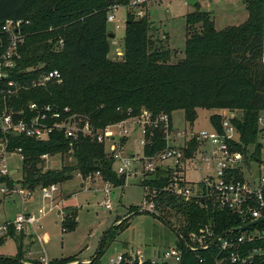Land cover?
<instances>
[{"label":"trees","instance_id":"obj_1","mask_svg":"<svg viewBox=\"0 0 264 264\" xmlns=\"http://www.w3.org/2000/svg\"><path fill=\"white\" fill-rule=\"evenodd\" d=\"M134 1L0 0V57L9 45L8 36L3 32L7 21H21L20 30L24 36L15 67L7 69L8 76L0 79V109L7 107L15 112L23 111L24 116L30 117L33 115L28 108L30 103L69 107L73 113L88 116L97 129L137 116L143 109L154 116L164 113L172 116L175 110H184L192 127L200 108L239 110L241 118L228 117L240 135L239 142L232 145L233 149L242 152L246 159L260 158L263 150L260 138L264 133L260 122L264 119V0H245L248 20L223 31L215 29L212 14L202 12L198 3L196 11L187 16V27L200 24L202 32L188 37L185 58L175 63L171 62L172 55L166 48V41L156 42L151 36L149 19L139 17L134 11L139 7L132 5ZM120 6L128 7L124 58L114 61L109 58L108 15ZM54 70L61 73V83L33 84ZM9 81L22 83L27 88L8 97L3 90ZM210 121L212 127L221 133L223 115L213 114ZM1 140H8L11 149H22L26 159L23 178L19 182L28 189L65 184L73 179L76 170L84 178L100 172L103 180L115 188L125 182L123 176L115 173L114 160L105 152L104 145L90 138H80L73 144V156L77 160L75 168L64 166L61 170L47 172L39 166L42 155L62 156L71 149V141L63 133L52 134L47 142L25 135L5 137L0 133ZM197 146L196 139L192 140L187 155L192 156ZM165 147L166 141L157 132L145 154L151 156ZM165 175L167 171H158L142 185L157 191L153 198L157 213L167 224L171 225L172 221L177 224L178 236L189 241L191 232L211 222L216 235L239 227L238 216L229 211L209 213L195 201L185 202L168 192H159L167 185ZM139 213L141 211L136 208L132 215ZM75 218L71 214L66 218L64 231L76 228ZM130 218L124 220L118 229L128 228ZM20 235L18 255L14 259L0 256V264H22L25 261L22 245L25 234ZM238 235L235 232L232 236ZM11 236L15 237V233L12 232ZM107 237L90 263L79 264H103L101 259ZM179 244L183 246L182 241ZM258 244L251 243V246ZM198 255L207 258V264H213L206 251L195 254L188 249H185L184 264H202ZM72 262L79 261L69 258L49 264ZM34 263L41 264L39 261Z\"/></svg>","mask_w":264,"mask_h":264},{"label":"built area","instance_id":"obj_2","mask_svg":"<svg viewBox=\"0 0 264 264\" xmlns=\"http://www.w3.org/2000/svg\"><path fill=\"white\" fill-rule=\"evenodd\" d=\"M144 2L145 0H136L132 5L139 6ZM115 9L111 11L114 12ZM137 14L143 17L140 12ZM115 21V15L109 13L108 23ZM21 24V21H7L3 27V32L9 39V45L0 57V79L8 76L6 70L14 68L15 59L20 58L18 48L24 40L20 30ZM117 28H120V25H117ZM62 43L60 41V44ZM61 78V73L54 70L44 74L38 82L33 84L46 86L50 82L61 83ZM24 88H27V85L9 81L3 92L6 96L12 97ZM28 108L33 113L30 117L24 116L23 111L15 112L7 107L0 109V133L5 137L25 135L41 142L49 141L52 134L56 132L63 133L71 141L69 151L71 154H74L73 144L75 142L83 137L90 138L104 145L105 152L114 160L113 169L117 176L127 178L131 172V166L147 161L148 164L144 166L143 171L149 175V178L158 171H167V175L164 176L167 177V185L159 192H168L185 202L195 201L201 209L209 213L226 210L239 218V227L221 235H216L212 222L207 223L197 231L191 232L189 241L187 239L182 241L178 238V243L163 254L146 257L141 251L126 253L120 255L114 264H184L185 249L195 254L206 251L211 255L213 264H264V222L250 226L244 231L236 230L264 217V143L261 138L260 141L263 144L261 157L257 160H250L246 159L242 152L233 149L232 145L239 142L235 140L234 135L235 133L240 135L231 125L229 118L223 121L221 133L214 128L182 132L175 129L173 118L169 114L154 116L152 112L143 109L137 116H131L116 124L97 129L88 116L73 113L69 107L60 108L50 104L39 106L36 103H30ZM15 115L19 117L15 118ZM157 132L166 141V147L156 154L147 156L145 149L153 143ZM135 133L138 134L136 144L141 148V152L124 156L122 152ZM194 139L198 142V146L192 156H188L187 150ZM16 154L20 156L24 164L26 158L21 148L11 149L8 140L0 141V193L3 196L16 195L22 203L20 213L0 223V243L11 238L12 232L16 235L26 234L30 228L41 226L42 217L47 211L46 206L40 207L36 214L25 211L24 204L32 197L36 189H28L19 182L23 178V166L21 168L22 178L15 177V174L20 171L15 173L11 170L10 157ZM56 156L42 155L41 166ZM117 163L118 166L115 167ZM250 164L252 166L249 167ZM190 172L198 175L200 180L198 182L189 180L188 173ZM96 175L101 176L100 172ZM147 178H144L143 182ZM105 183L111 185L108 182ZM143 187L146 192L147 211L156 213L157 206L153 198L157 191L151 190L147 185ZM40 188L43 199L53 200V193L58 190L59 184L40 186ZM152 195L153 197L149 199ZM103 205L111 209L110 201ZM235 232L239 234L236 237L232 236ZM180 241L183 242L184 247L179 244ZM214 241L216 243L211 246ZM255 242L259 244L251 246V243ZM197 258L200 263L207 264V258L199 255ZM34 262L37 261L27 260L23 263L35 264ZM40 263L49 264L50 261L44 257Z\"/></svg>","mask_w":264,"mask_h":264},{"label":"rangeland","instance_id":"obj_3","mask_svg":"<svg viewBox=\"0 0 264 264\" xmlns=\"http://www.w3.org/2000/svg\"><path fill=\"white\" fill-rule=\"evenodd\" d=\"M198 3L202 12L212 14L217 31L244 24L249 18L245 0H199ZM134 11L140 12L152 23L150 34L156 42L166 41V48L171 51L173 63L185 58L188 37L202 32L200 24L187 27V16L196 11L194 6L188 4V0H150L139 5ZM110 13L114 14L116 19L115 22L108 23L109 33L115 35L111 40L113 45L110 58L122 60L116 55L117 49H123L125 45L128 7L120 6ZM117 25H120V28H117ZM213 114L223 115L224 121L230 115L242 117V112L239 110L200 108L197 110V119L193 127L187 122L184 110H175L172 118L174 127L178 131L211 130L213 127L210 118ZM263 127L264 119L261 122V128ZM137 137L138 134L135 133V136L129 140L122 152L124 156L141 152V148L136 144ZM234 138L239 141L238 134L235 133ZM263 138L264 133L261 134L264 143ZM76 164L77 160L73 154L66 153L39 166L42 167L43 172H47L61 170L64 166L75 168ZM147 164L148 162L145 161L131 166V172L123 186L118 188L106 184L102 177L96 174L84 179L77 170L73 173L72 180L59 184L58 190L53 193V200L43 199L41 188H36L32 197L24 204L25 211L36 214L43 206L47 207V211L42 217L41 226L30 228L25 234L22 242L24 260L42 262V258L47 257L50 262L69 258L88 262L95 258L104 235L108 237L101 259L103 264H112V262L114 264L120 255L126 253L141 251L146 257H155L174 247L179 238L177 224L172 221L169 225L157 212L153 214L147 211L146 192L142 185L144 178L148 177V180L151 178L143 171ZM10 166L13 172H21L23 163L19 155L10 157ZM117 166L118 163L115 167ZM188 179L194 182L200 180L194 172L188 173ZM107 191L111 194L109 195ZM108 201L111 203V209L103 205ZM0 202V223L14 218L22 211L21 200L16 195L3 196L0 193ZM136 208L142 212L132 215ZM70 214L74 218L77 215V219H74V222L75 220L77 222L76 228L64 231L66 218ZM128 217H131L130 226L124 230L118 229ZM109 229L111 230L108 232ZM20 236L15 234V237L7 239L0 247V256L16 257L21 243Z\"/></svg>","mask_w":264,"mask_h":264},{"label":"water","instance_id":"obj_4","mask_svg":"<svg viewBox=\"0 0 264 264\" xmlns=\"http://www.w3.org/2000/svg\"><path fill=\"white\" fill-rule=\"evenodd\" d=\"M188 4L191 5V6H194V7H195V6L198 4V0H189V1H188ZM109 35H110L111 37H114V36H115L114 34H109ZM229 120H230V118H229ZM15 177H16L17 179H21V178H22V172H19L18 174H15ZM122 181H125L124 176L122 177ZM102 210H103V209H102ZM141 212H142V211H141ZM148 212L154 214V212H151V211H148ZM261 222H264V217H263V218H260L259 220L255 221V222H253V223H251V224H249V225H247V226H244V227H242V228H240V229H236V230H237V231H244V230L248 229L250 226H254V225H256V224H258V223H261ZM110 230H111V229H109L108 232H109ZM224 235H225V234H224ZM178 237H179L182 241H184L182 237H180V236H178ZM105 238H106V235L103 236V238H102V240H101L100 247H101L103 241L105 240ZM215 243H216V241H214V242L211 244V246L214 245ZM11 259H14V258H11ZM21 263L24 264L23 262H21ZM79 263H90V261H88V262H83V261L76 262V264H79Z\"/></svg>","mask_w":264,"mask_h":264},{"label":"crops","instance_id":"obj_5","mask_svg":"<svg viewBox=\"0 0 264 264\" xmlns=\"http://www.w3.org/2000/svg\"><path fill=\"white\" fill-rule=\"evenodd\" d=\"M148 1H150V0H148ZM148 1H146V2H148ZM189 1V0H188ZM198 2H199V0H198ZM115 38V36L114 37H110V39H109V42H110V46H111V52H112V45H113V43H111V40H113ZM117 57H121L122 59L124 58V48L123 49H121V48H119V49H117ZM111 52H110V54H109V58H110V55H112L111 54ZM111 59V58H110ZM111 60H114V61H121V60H119V59H111ZM33 243H35V241H33ZM1 247V246H0Z\"/></svg>","mask_w":264,"mask_h":264}]
</instances>
